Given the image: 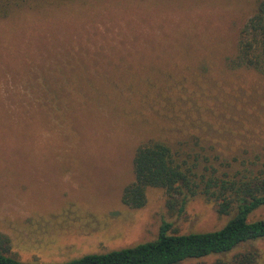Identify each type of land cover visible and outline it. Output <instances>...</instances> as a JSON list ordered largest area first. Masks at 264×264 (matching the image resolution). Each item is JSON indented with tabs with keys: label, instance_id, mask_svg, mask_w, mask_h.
<instances>
[{
	"label": "rangeland",
	"instance_id": "rangeland-1",
	"mask_svg": "<svg viewBox=\"0 0 264 264\" xmlns=\"http://www.w3.org/2000/svg\"><path fill=\"white\" fill-rule=\"evenodd\" d=\"M257 1L0 0L8 255L59 264L152 240L162 221L188 233L232 217L203 194L181 214L167 209L162 188H147L139 208L121 194L137 146L150 140L206 156L197 173L204 164L231 173L264 167V72L230 64ZM263 217L261 206L249 219ZM246 252L264 264V238L179 264Z\"/></svg>",
	"mask_w": 264,
	"mask_h": 264
},
{
	"label": "trees",
	"instance_id": "trees-1",
	"mask_svg": "<svg viewBox=\"0 0 264 264\" xmlns=\"http://www.w3.org/2000/svg\"><path fill=\"white\" fill-rule=\"evenodd\" d=\"M233 67L245 65L264 72V0H258L256 9L239 31ZM187 155V156H184ZM192 156L188 162L187 157ZM197 153L180 154L162 141L150 140L140 144L133 156V180L121 194V202L131 208L145 204L146 189L162 188L165 205L173 213L184 212L192 196L203 194L214 201L218 214H234L219 229L178 233L171 223L162 221L157 236L132 246L102 253H88L59 264H179L189 259L226 254L247 241L264 238V217L250 220V214L264 206V167L255 171L234 170L218 172V168L204 164L201 172ZM220 165L229 166L228 162ZM1 237V236H0ZM8 253L5 239L0 238V264H43L23 262ZM254 253L236 254L231 260L216 259L210 264H252ZM206 264V263H196Z\"/></svg>",
	"mask_w": 264,
	"mask_h": 264
}]
</instances>
